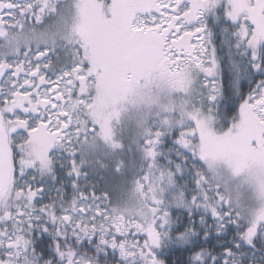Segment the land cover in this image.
Here are the masks:
<instances>
[{"label":"snow or ice","instance_id":"obj_1","mask_svg":"<svg viewBox=\"0 0 264 264\" xmlns=\"http://www.w3.org/2000/svg\"><path fill=\"white\" fill-rule=\"evenodd\" d=\"M0 264H264V0H0Z\"/></svg>","mask_w":264,"mask_h":264}]
</instances>
